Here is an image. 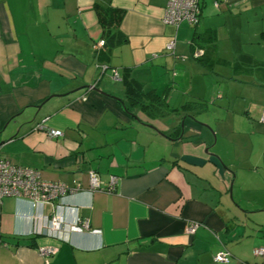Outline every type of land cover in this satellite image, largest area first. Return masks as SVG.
<instances>
[{
	"label": "crops",
	"instance_id": "crops-1",
	"mask_svg": "<svg viewBox=\"0 0 264 264\" xmlns=\"http://www.w3.org/2000/svg\"><path fill=\"white\" fill-rule=\"evenodd\" d=\"M166 2L0 0V158L76 187L2 198L0 264H264V0H200L178 28ZM99 6L123 11L115 44Z\"/></svg>",
	"mask_w": 264,
	"mask_h": 264
},
{
	"label": "built area",
	"instance_id": "built-area-1",
	"mask_svg": "<svg viewBox=\"0 0 264 264\" xmlns=\"http://www.w3.org/2000/svg\"><path fill=\"white\" fill-rule=\"evenodd\" d=\"M200 0H167L163 15V23L172 25L178 28L180 24L187 23L195 26L199 21L200 16ZM175 38L170 39L165 49L171 54H175ZM104 46V39H101L96 44L95 48ZM203 50L193 48L192 51L182 59L188 57L198 59L203 55ZM114 76L117 78V72ZM260 121L264 123V113H262ZM50 136L59 137L61 131L50 129L47 132ZM91 190L113 191L117 183L115 176H110L106 185H102L95 173L92 171L88 174ZM76 187H69L61 182L46 181L41 178L40 172L36 169L16 165L10 163L7 159L0 158V201L4 197L14 196L27 199L32 206H38L44 203H52L55 199L64 195L66 192L75 190ZM61 218L58 214L51 217L50 230L56 231L61 227ZM84 228H87L86 222L82 223ZM196 224H192L188 228V232L193 233ZM40 256L45 262L49 260L57 252L55 246H43L38 249ZM254 254L264 258V247H258L254 250ZM216 262H229V254L225 250H221L214 255Z\"/></svg>",
	"mask_w": 264,
	"mask_h": 264
},
{
	"label": "trees",
	"instance_id": "trees-1",
	"mask_svg": "<svg viewBox=\"0 0 264 264\" xmlns=\"http://www.w3.org/2000/svg\"><path fill=\"white\" fill-rule=\"evenodd\" d=\"M100 23L103 27L104 37L106 40H110L114 43H117L116 36L119 35L118 24L122 18L123 11L119 9H114L109 6H99L97 9ZM105 45V40H104Z\"/></svg>",
	"mask_w": 264,
	"mask_h": 264
}]
</instances>
